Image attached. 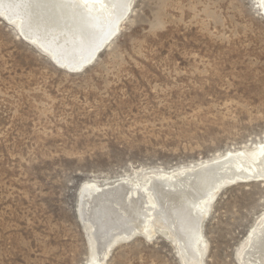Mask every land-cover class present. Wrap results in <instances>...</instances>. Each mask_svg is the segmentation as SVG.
<instances>
[{
	"label": "rangeland",
	"instance_id": "374dc122",
	"mask_svg": "<svg viewBox=\"0 0 264 264\" xmlns=\"http://www.w3.org/2000/svg\"><path fill=\"white\" fill-rule=\"evenodd\" d=\"M2 18L0 264H97L84 184L254 159L264 145L262 0H130L78 73ZM231 183L207 205L202 264H242L264 219V181ZM113 244L103 264H184L167 233Z\"/></svg>",
	"mask_w": 264,
	"mask_h": 264
},
{
	"label": "bare ground",
	"instance_id": "6f19581e",
	"mask_svg": "<svg viewBox=\"0 0 264 264\" xmlns=\"http://www.w3.org/2000/svg\"><path fill=\"white\" fill-rule=\"evenodd\" d=\"M262 8L264 13V0ZM128 12L130 0H0L2 19L16 23L26 40L75 73L93 63ZM254 157L240 151L197 168L151 174L144 181L84 184L79 217L93 229L97 264H103L115 240L152 237L157 231L178 245L184 264H202L207 205L230 185L220 188L226 181H264V145ZM241 263L264 264V219L251 228Z\"/></svg>",
	"mask_w": 264,
	"mask_h": 264
},
{
	"label": "water",
	"instance_id": "95a60500",
	"mask_svg": "<svg viewBox=\"0 0 264 264\" xmlns=\"http://www.w3.org/2000/svg\"><path fill=\"white\" fill-rule=\"evenodd\" d=\"M54 61V60H53ZM78 214H79V209H78ZM79 219H80V217H79ZM80 221H81V219H80ZM81 223H82V221H81ZM82 225H83V227L85 228V225L82 223ZM85 230H86V228H85Z\"/></svg>",
	"mask_w": 264,
	"mask_h": 264
}]
</instances>
